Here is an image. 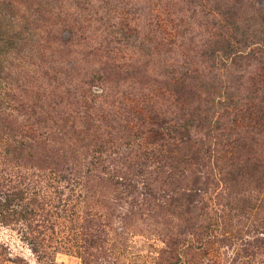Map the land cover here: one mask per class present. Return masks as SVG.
<instances>
[{
    "label": "rangeland",
    "instance_id": "374dc122",
    "mask_svg": "<svg viewBox=\"0 0 264 264\" xmlns=\"http://www.w3.org/2000/svg\"><path fill=\"white\" fill-rule=\"evenodd\" d=\"M220 1L0 0V264H264L255 178L181 184L152 143L182 86L216 119L264 78L206 55Z\"/></svg>",
    "mask_w": 264,
    "mask_h": 264
},
{
    "label": "trees",
    "instance_id": "16d2710c",
    "mask_svg": "<svg viewBox=\"0 0 264 264\" xmlns=\"http://www.w3.org/2000/svg\"><path fill=\"white\" fill-rule=\"evenodd\" d=\"M244 2L231 0L230 5H222L220 1L219 8L216 7L219 15L213 16L210 26L216 34L206 52L216 67L221 63L229 71H238L264 57V5L256 8L252 16L244 18L241 17ZM259 74H255L258 76L254 87L244 100L225 93L227 104L223 115L216 119L215 115L210 118L209 109L192 101L187 86H182L177 92L185 106L179 119L181 123L172 126L174 120L164 122L162 128L165 132L153 129L152 143L165 142L161 145L164 149L156 156H160L161 161L173 160L181 184L191 180L195 186L199 181V168L214 165L212 162L226 154V175L255 178V188L264 191V152L257 151L258 137H264V78ZM223 117L228 120L222 122ZM228 127L229 130L225 131ZM192 132L200 137L194 138ZM239 162L244 163V168L238 165ZM198 193L199 190L194 189L188 196L194 198Z\"/></svg>",
    "mask_w": 264,
    "mask_h": 264
}]
</instances>
